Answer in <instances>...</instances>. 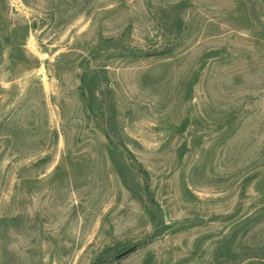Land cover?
I'll list each match as a JSON object with an SVG mask.
<instances>
[{"label": "rangeland", "instance_id": "1", "mask_svg": "<svg viewBox=\"0 0 264 264\" xmlns=\"http://www.w3.org/2000/svg\"><path fill=\"white\" fill-rule=\"evenodd\" d=\"M0 264H264V0H0Z\"/></svg>", "mask_w": 264, "mask_h": 264}]
</instances>
